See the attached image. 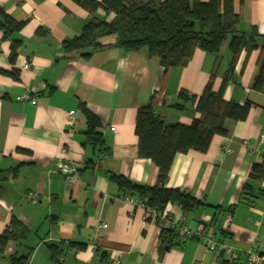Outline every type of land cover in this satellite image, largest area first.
<instances>
[{"label": "crops", "instance_id": "0c3cea01", "mask_svg": "<svg viewBox=\"0 0 264 264\" xmlns=\"http://www.w3.org/2000/svg\"><path fill=\"white\" fill-rule=\"evenodd\" d=\"M233 10L239 32L255 26L264 34V0H233ZM2 13L24 25L6 39L0 30V234L13 217L29 232L8 242L0 264L23 255L25 264H248L249 253L264 254V178L244 195L252 166L264 159V90L252 89L258 50L247 58L241 53L235 81L223 91L225 101L251 102L247 118L226 120L228 134L214 136L205 153L175 155L165 184L203 203L190 213L168 204L166 216L189 229L205 226L209 238L237 252L232 261L210 251L203 238L185 239L179 229L160 250L158 225L146 220L136 197L125 202L110 179L156 184L158 167L137 155L138 109L151 103L166 123L189 126L199 117L196 101L210 75L213 91L222 85L229 40L216 55L196 48L186 66L164 73L146 49L125 51L113 38L87 56L65 52L63 42L79 36L90 20L75 0H0ZM96 15L107 22L114 17L101 8ZM12 41L19 45L11 61ZM13 71L16 78L5 73ZM22 95L29 99L18 100ZM82 107L96 118L100 142L88 137ZM65 162L76 168V178L58 171Z\"/></svg>", "mask_w": 264, "mask_h": 264}, {"label": "trees", "instance_id": "16d2710c", "mask_svg": "<svg viewBox=\"0 0 264 264\" xmlns=\"http://www.w3.org/2000/svg\"><path fill=\"white\" fill-rule=\"evenodd\" d=\"M86 10L90 20L82 28L81 34L63 42V50L67 53L90 55L102 47L106 39H115V45L125 51L146 49L149 57H156L165 73L169 68H181L187 65L196 48L216 55L222 45L229 40V61L222 76V85L213 91L212 84L215 73L207 81L202 95L196 101L199 117L189 126L178 123L169 124L160 119L151 103L140 107L135 120V134L138 139L137 155L151 160L158 167V175L154 186L135 184L118 175L110 179L116 184L124 197H136L145 208L161 213L168 204L177 205L183 213H190L203 205L193 198L189 191L182 188H166L168 173L174 156L188 151L205 153L214 136L228 134L225 121L242 122L251 106L248 100L244 104L225 101L223 91L227 83L235 81L236 63L241 55L245 58L255 50L260 53L257 63L258 71L253 79L252 89L264 90V34H260L255 26L247 32H239V17L234 13L233 0H208L203 3L193 0H165L140 2L137 0H75ZM101 8L112 12L114 17L107 22L96 15ZM24 23H17L4 13L0 16L2 39L19 31ZM40 32V31H38ZM19 41H12L10 60L16 55ZM88 50V51H86ZM243 69V68H242ZM242 71V70H241ZM16 78V72H5ZM82 111L88 121L87 135L95 144L100 142L95 132L98 122L84 107ZM0 170L1 182L4 179ZM264 178V159L251 168L248 181L244 187V195L253 183ZM178 229H161L160 250L164 243L171 245L176 240ZM28 230L14 217L0 234V254L8 242H18L28 235ZM27 255L11 256L10 264H25Z\"/></svg>", "mask_w": 264, "mask_h": 264}, {"label": "built area", "instance_id": "2783aa9c", "mask_svg": "<svg viewBox=\"0 0 264 264\" xmlns=\"http://www.w3.org/2000/svg\"><path fill=\"white\" fill-rule=\"evenodd\" d=\"M29 98L27 96L22 95L18 98V100L26 101ZM31 103H35L34 99H31ZM75 119V112L71 111L67 115V122L69 125H72ZM226 153L230 152V149L225 150ZM58 171L63 174L67 179L72 180L77 177V170L76 168L70 163H59L58 164ZM28 198L31 200L32 203H35L34 196L32 192L27 193ZM130 199L129 197H124V201L128 202ZM137 206L144 210V217L146 220H150L155 222L159 229H179L182 232V235L185 239H205L206 247L213 252L220 253L224 252L230 260H235L238 256L237 252L225 243L215 242L211 238L207 236V228L203 225H198L194 229H189L185 224H180L170 220L164 212L157 213L154 210L145 208L143 203H138ZM102 228H106L107 226L103 224ZM248 264H260L264 263V254H255L249 253L246 259ZM111 264H119V261L113 260Z\"/></svg>", "mask_w": 264, "mask_h": 264}, {"label": "rangeland", "instance_id": "374dc122", "mask_svg": "<svg viewBox=\"0 0 264 264\" xmlns=\"http://www.w3.org/2000/svg\"><path fill=\"white\" fill-rule=\"evenodd\" d=\"M86 51H88V50H86Z\"/></svg>", "mask_w": 264, "mask_h": 264}]
</instances>
